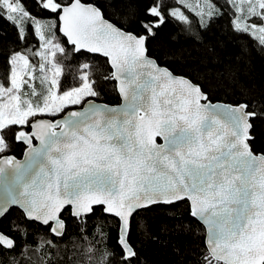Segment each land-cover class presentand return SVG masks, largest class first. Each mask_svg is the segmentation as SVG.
<instances>
[{"label": "snow or ice", "instance_id": "snow-or-ice-1", "mask_svg": "<svg viewBox=\"0 0 264 264\" xmlns=\"http://www.w3.org/2000/svg\"><path fill=\"white\" fill-rule=\"evenodd\" d=\"M30 3L0 0V21L16 30V40L40 41L39 50L6 54L0 72V219L18 206L26 225L63 237L65 212L86 220L99 208L118 223L122 264H138L128 238L133 215L185 203L206 229L195 264H264V153L254 154L250 136L264 106L258 112L248 102L213 103L202 85L149 55L148 41L163 24L189 21L176 5L189 13L192 6L141 0L130 22L139 31H129L107 20L96 0ZM225 3L233 30L264 47V0ZM195 14L201 21L207 14L205 28L222 16L211 0ZM57 32L73 53L107 59L112 72L104 79L116 82L121 106L95 103L100 92L88 63L79 66L78 86L62 87L64 65L55 58L68 57ZM18 143L23 162L8 155ZM27 235V227L0 230V251L12 254V264L31 259Z\"/></svg>", "mask_w": 264, "mask_h": 264}, {"label": "trees", "instance_id": "trees-1", "mask_svg": "<svg viewBox=\"0 0 264 264\" xmlns=\"http://www.w3.org/2000/svg\"><path fill=\"white\" fill-rule=\"evenodd\" d=\"M219 5L222 16L212 18L210 26L193 12H187L189 21L182 23L171 19L163 24L157 35L148 41L149 55L161 65L168 66L176 75L184 76L202 85L213 103L235 104L248 102L259 112L264 106V47L247 35L238 34L230 24L231 12L225 0H212ZM31 8L30 0H26ZM169 3L170 0H165ZM105 18L125 30L139 31L130 22L132 13L142 10L141 0H96ZM230 5V4H229ZM171 10V9H170ZM33 15L40 16L39 10ZM41 21H46L40 17ZM31 32V29H29ZM0 72L4 69L5 55L13 51L39 49V38L29 35L28 41L16 40V30L0 21ZM57 37L67 49V59L58 56L64 65L62 87L78 86L75 79L79 66L88 63L90 78L95 80L100 95L96 101L110 105L120 103L114 80H105L111 75L106 59L86 52L73 53L65 38ZM31 56V53H29ZM251 145L255 154L264 153V118L252 121ZM22 144L8 153L21 158ZM66 235L57 238L49 229L38 223L26 225L21 211L16 208L0 222V230L27 227L29 235L24 237L25 249L31 259L26 264H122L119 253V228L111 216L102 215L97 208L95 216L73 220L65 212ZM205 230L189 215L188 205H154L137 212L131 219L129 241L138 253V264H195L204 249ZM51 241V244L48 243ZM23 242V241H22ZM91 249V250H89ZM38 250V251H37ZM19 249H17V252ZM12 254L0 251V264H12Z\"/></svg>", "mask_w": 264, "mask_h": 264}, {"label": "water", "instance_id": "water-1", "mask_svg": "<svg viewBox=\"0 0 264 264\" xmlns=\"http://www.w3.org/2000/svg\"><path fill=\"white\" fill-rule=\"evenodd\" d=\"M108 20V19H107ZM82 52H86V51H82ZM86 53H88V52H86ZM88 54H91V55H94V56H100V57H102V58H104L102 55H100V54H94V53H88ZM104 59H106V58H104ZM107 60V59H106ZM109 64V63H108ZM109 66H110V64H109ZM111 68V67H110ZM112 70V69H111ZM179 76V75H178ZM115 82V81H114ZM115 87H116V82H115ZM119 95V94H118ZM119 98H120V103L119 104H117V105H110V104H106V103H103V102H99V101H96L95 100V103H97V104H99V105H108V106H110V107H118V106H121L122 104H123V100L121 99V97L119 96ZM216 103H219V104H221V105H223V104H228V103H222V102H216ZM251 131V130H250ZM251 136V135H250ZM251 140H252V137H251ZM163 141H162V139H160V138H157V143H162ZM33 143L34 144H38L39 142L38 141H33ZM23 145V144H22ZM24 146V151H23V154H22V156H21V158H17V157H15V156H13V155H9V156H13V157H15V159L16 160H18V161H21V162H23V161H25V159H26V156H25V145H23ZM255 154V153H254ZM256 155H260V154H256ZM3 199V189L2 188H0V200H2ZM157 205H165V204H157ZM154 206V205H153ZM10 207V209H13V208H16V209H18L19 211H21L20 209H19V207L18 206H15V207H13V206H9ZM141 210H143V209H141ZM140 211V210H139ZM139 211H137V212H139ZM136 212V213H137ZM135 213V214H136ZM134 214V215H135ZM133 215V216H134ZM110 216V215H109ZM112 217V216H111ZM132 219V218H131ZM1 220L2 219H0V222H1ZM38 224H40V223H38ZM200 224V223H199ZM40 225H42V224H40ZM43 226V225H42ZM202 226V225H201ZM45 227H47V226H45ZM130 227H131V220H130ZM203 227V226H202ZM204 228V227H203ZM204 230H205V232H206V229L204 228ZM129 233H130V229H129ZM129 233H128V238H129ZM52 235L53 236H55L53 233H52ZM56 237V236H55ZM57 238H60V237H57Z\"/></svg>", "mask_w": 264, "mask_h": 264}, {"label": "rangeland", "instance_id": "rangeland-1", "mask_svg": "<svg viewBox=\"0 0 264 264\" xmlns=\"http://www.w3.org/2000/svg\"><path fill=\"white\" fill-rule=\"evenodd\" d=\"M185 2L187 3V4H189V5H191L192 6V11L191 12H193V13H196V11L197 10H199L202 6H203V0H185ZM211 2L213 3V1L211 0ZM231 3V0H229V4ZM214 4V3H213ZM217 6V5H216ZM217 8H218V10H219V12L221 11V9H220V7H219V5L217 6ZM200 18V17H199ZM209 19V17L207 16V14H205V16H204V18H203V22H206V20H208ZM42 23H49V21H41ZM35 24V21H33V25ZM50 31V29L49 28H45V33L47 34L48 32ZM56 37H57V35H56ZM58 38V37H57ZM58 40H59V38H58ZM63 46V45H62ZM39 50V49H38ZM63 54H60V53H58L57 54V56H56V62H58L57 61V59H58V56H62Z\"/></svg>", "mask_w": 264, "mask_h": 264}]
</instances>
